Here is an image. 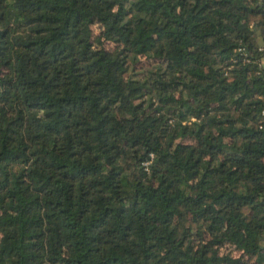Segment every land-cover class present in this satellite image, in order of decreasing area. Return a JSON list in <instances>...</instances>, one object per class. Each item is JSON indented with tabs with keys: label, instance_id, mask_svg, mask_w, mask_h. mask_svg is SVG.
Wrapping results in <instances>:
<instances>
[{
	"label": "trees",
	"instance_id": "trees-1",
	"mask_svg": "<svg viewBox=\"0 0 264 264\" xmlns=\"http://www.w3.org/2000/svg\"><path fill=\"white\" fill-rule=\"evenodd\" d=\"M259 31L264 0H0V264H264Z\"/></svg>",
	"mask_w": 264,
	"mask_h": 264
},
{
	"label": "rangeland",
	"instance_id": "rangeland-1",
	"mask_svg": "<svg viewBox=\"0 0 264 264\" xmlns=\"http://www.w3.org/2000/svg\"><path fill=\"white\" fill-rule=\"evenodd\" d=\"M150 60L153 62V60L152 59H148V58H144V59H141V61L138 63V67L140 68V67H142V68H144V67H148V65L150 64ZM237 252V251H236Z\"/></svg>",
	"mask_w": 264,
	"mask_h": 264
},
{
	"label": "water",
	"instance_id": "water-1",
	"mask_svg": "<svg viewBox=\"0 0 264 264\" xmlns=\"http://www.w3.org/2000/svg\"><path fill=\"white\" fill-rule=\"evenodd\" d=\"M259 33H260V37H259L260 43H264V39L263 36L261 35V31H259Z\"/></svg>",
	"mask_w": 264,
	"mask_h": 264
},
{
	"label": "built area",
	"instance_id": "built-area-1",
	"mask_svg": "<svg viewBox=\"0 0 264 264\" xmlns=\"http://www.w3.org/2000/svg\"><path fill=\"white\" fill-rule=\"evenodd\" d=\"M263 114H264V111H263ZM149 163V161H146V164H148Z\"/></svg>",
	"mask_w": 264,
	"mask_h": 264
}]
</instances>
